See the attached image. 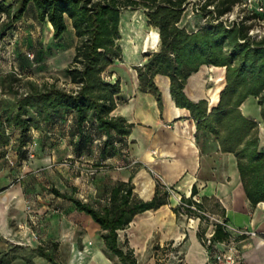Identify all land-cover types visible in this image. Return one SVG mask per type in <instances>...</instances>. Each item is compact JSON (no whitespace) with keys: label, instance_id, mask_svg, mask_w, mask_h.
Here are the masks:
<instances>
[{"label":"crops","instance_id":"obj_1","mask_svg":"<svg viewBox=\"0 0 264 264\" xmlns=\"http://www.w3.org/2000/svg\"><path fill=\"white\" fill-rule=\"evenodd\" d=\"M28 9H32L30 3ZM4 39L5 35L0 36V44ZM137 53L129 45L122 47V59L115 60L105 71L107 80L118 78L120 84L110 114L123 116L131 123L121 151L102 156L98 144H94L90 152L76 155L70 142L68 115L29 130L32 157L11 166L13 163L0 155V252H8L5 245L13 240L19 244L32 242L36 227L43 228V239L54 237V250L65 245L71 250V242L73 248L79 242L83 250L78 252L81 259L85 257L83 264H114L105 252L100 225L89 214L77 210L71 196L101 207L108 203L113 184L122 181L131 186L132 196L142 200L153 197L157 184L168 191L164 203L136 213L125 227L117 229L121 247L132 252L136 264H214L222 244L211 241L207 249L203 237L208 222L192 217L189 210L181 212L179 197L190 201L196 198L205 211L226 220L230 225L226 233L234 237L239 249L236 264H264V200L250 202L236 155L221 151L215 136L208 135L202 146L198 144L196 120L189 109L176 105L167 75L153 77L160 103L153 93L141 90L137 71L131 66L139 60ZM224 84L223 66L203 64L187 77L183 90L192 101L206 100L210 111ZM10 99L9 94H0L1 111ZM239 109L257 121L258 149L264 152V121L257 98L248 96ZM10 133L7 149L16 159L19 130L11 127ZM63 156L73 160L59 161ZM78 160L87 162L84 165L99 163L95 174L89 176ZM29 175L33 177L31 183ZM72 215L83 228L73 241ZM232 228L256 234H238ZM74 250L71 264H78Z\"/></svg>","mask_w":264,"mask_h":264},{"label":"trees","instance_id":"obj_2","mask_svg":"<svg viewBox=\"0 0 264 264\" xmlns=\"http://www.w3.org/2000/svg\"><path fill=\"white\" fill-rule=\"evenodd\" d=\"M29 3L39 21L51 24L55 39L70 22L77 42L64 72L72 88L67 90L30 78L22 80L14 71L1 74L0 93L12 97L0 110L1 156L5 158L9 153L11 127L19 130L15 162L20 163L28 158L29 130L68 115L69 137L76 155L90 152L94 144H98L102 156L121 151L131 123L123 116L110 114L120 84L118 78L107 80L104 73L122 56L118 42L121 9L142 8L148 24L157 29L159 43L156 50L145 53L141 66H134L141 90L153 93L160 103V91L153 77L167 75L176 105L189 109L196 120L198 144L202 146L208 135L215 136L221 151L236 155L250 202L264 200V152L258 149V123L239 109L243 100L255 96L264 121V12L250 8L243 0H0V14L5 13L0 22L1 37L22 18ZM189 4L202 19L193 29L181 24ZM236 6V16L228 20L227 15ZM257 27L261 29L253 32ZM203 64L225 68V84L210 111L206 100L192 101L183 90L187 77ZM167 194L157 184L153 197L142 200L131 195L128 183L116 181L106 205L95 207L73 196L71 201L77 210L89 214L100 225L105 252L114 264H136L132 252L121 247L117 229L125 227L136 213L164 203ZM227 237L222 226L217 225L211 241ZM54 249L55 246L38 245L36 253L53 264H64L57 260ZM14 258L8 252H0V264H9Z\"/></svg>","mask_w":264,"mask_h":264},{"label":"rangeland","instance_id":"obj_3","mask_svg":"<svg viewBox=\"0 0 264 264\" xmlns=\"http://www.w3.org/2000/svg\"><path fill=\"white\" fill-rule=\"evenodd\" d=\"M245 2L250 8H255L258 12H264V0H245ZM192 7L191 4L187 5L181 20V24L185 25L188 29L195 28L202 21L200 16L195 14L196 12L193 11ZM238 8L239 6L234 7L233 11L227 15L228 20L236 16ZM0 18V22L4 20L5 13H1ZM67 23V29L59 38L55 39L52 36L53 28L51 24L39 21L35 10L33 8L28 9L25 17L17 20L11 31L6 32L4 43L0 44V75L14 71L22 80L30 78L38 83L46 81L55 83L60 88L71 90L72 85L66 79L64 69L70 64L77 38L74 35L70 22L67 21ZM257 29H261V27H257L253 32H256ZM119 32L118 42L121 48H126V45H129L138 52L139 60L131 65L132 67L141 66L145 62V53L152 52L158 47L159 38L157 29L148 24L144 9L142 8L121 9ZM106 74L107 72L104 73V77L108 79ZM19 86L21 88L20 84ZM20 90H23V88ZM10 157L14 162L15 158L12 155ZM71 160H73V157L63 156L59 159L61 162ZM7 161L5 160V163L10 165ZM85 163L87 162L78 160V165L84 168L99 166V163L95 161L88 162V165H84ZM13 164L11 166H15L16 162ZM27 179L31 183L33 177L29 175ZM78 221L73 215L71 216V222L73 223V236L71 237L73 239L71 241L76 240V237L82 234L83 228ZM43 232V228L39 229L35 227L32 242L25 241L19 244L16 240H13L7 243L5 246L8 256H15L9 264H53L48 262L47 259L38 258L36 254V245L39 243L49 248L53 246L52 239L54 237L43 239ZM73 250L76 254L77 262H79L78 264H83L85 257L81 259L82 254L78 252L83 250V246L79 242L75 248H73V243L71 242V250L69 246L65 245L64 247L56 248L54 252H56L57 260L64 264H71L72 259L75 257H73Z\"/></svg>","mask_w":264,"mask_h":264},{"label":"built area","instance_id":"obj_4","mask_svg":"<svg viewBox=\"0 0 264 264\" xmlns=\"http://www.w3.org/2000/svg\"><path fill=\"white\" fill-rule=\"evenodd\" d=\"M30 55V54H28ZM33 156L32 152V145L28 144V158ZM5 158L10 162L13 163L10 154L7 152ZM96 168L87 167L85 171L88 175L92 176L96 172ZM166 188L170 190L169 186L166 185ZM177 205L180 207L181 212L189 210L192 212V217H196L197 219H204L208 222V228L206 232H204L203 241L205 242L206 246L211 243V238L214 234V230L217 225H221L223 230H229L230 225L226 222V220L220 216H216L213 214L208 213L205 211L199 204L198 200L195 198L191 202H187L182 200V198H178ZM30 208V204L27 205V209ZM232 232H236L238 234H248V235H255L256 232L247 229H233ZM222 244V248L216 254L214 264H236L239 254V249L234 242L233 236H228L225 240L219 241Z\"/></svg>","mask_w":264,"mask_h":264}]
</instances>
